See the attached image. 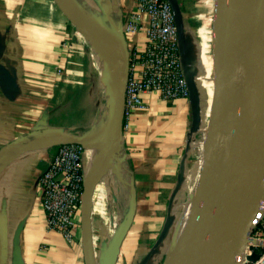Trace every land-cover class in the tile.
I'll return each instance as SVG.
<instances>
[{
  "label": "crops",
  "instance_id": "0c3cea01",
  "mask_svg": "<svg viewBox=\"0 0 264 264\" xmlns=\"http://www.w3.org/2000/svg\"><path fill=\"white\" fill-rule=\"evenodd\" d=\"M74 1L92 18L124 30L130 51H145L148 14L141 13V30H125L137 0ZM177 1L184 18L181 54L186 73L197 78L204 103L202 85L212 78L214 90L216 78V0ZM88 40L54 0H0V149L43 135L103 132L110 103L107 94L102 98L104 84L102 76L95 75L97 59ZM63 62L67 69L59 74ZM144 99L145 106L134 112L124 128L117 147L118 167H108L94 189L92 232L98 260L127 215L133 186L137 210L117 264H139L149 252L150 264L162 249L169 255L189 217L200 180L204 139L210 127L194 128L189 98L169 101L153 91L144 94ZM69 100L80 101L79 134L68 131L71 124L64 102ZM201 114V125L206 124L209 116L204 105ZM58 146L14 147L0 156L4 264H86L81 218L74 240L68 241L62 232L48 227L42 205L40 178ZM94 154L91 148L84 152L85 173L93 167ZM165 227L161 244L150 246Z\"/></svg>",
  "mask_w": 264,
  "mask_h": 264
},
{
  "label": "water",
  "instance_id": "95a60500",
  "mask_svg": "<svg viewBox=\"0 0 264 264\" xmlns=\"http://www.w3.org/2000/svg\"><path fill=\"white\" fill-rule=\"evenodd\" d=\"M168 1L175 15L181 49L185 37L183 12L177 0ZM54 2L83 36L90 41L102 39L89 27L90 19H96L85 13L78 3L74 0ZM216 7V78L210 131L205 137L200 180L189 217L164 264H240V255L250 241L249 231L254 219L264 211V0H256L255 4L251 0H216ZM100 23L115 37L116 64L110 116L103 132L93 136L50 134L29 142H12L0 149V156L14 147L39 144L76 143L87 148L94 142L103 144L102 153L108 157V162L101 172L91 168L83 183L82 241L86 264H117L122 242L135 218L136 188L132 187L130 208L102 260H98L95 252L92 210L95 186L101 174L114 164L115 150L123 137L130 50L124 30ZM186 77L193 125L199 129L203 102L195 76L186 73ZM166 234L167 227L155 247ZM257 256L255 253L249 259L255 260ZM150 257L149 252L139 264H148ZM0 264H4L1 247Z\"/></svg>",
  "mask_w": 264,
  "mask_h": 264
},
{
  "label": "built area",
  "instance_id": "2783aa9c",
  "mask_svg": "<svg viewBox=\"0 0 264 264\" xmlns=\"http://www.w3.org/2000/svg\"><path fill=\"white\" fill-rule=\"evenodd\" d=\"M141 13H147L146 49L141 54L130 51V70L126 87L124 128L138 108L145 106L144 94L158 91L165 100L189 98L190 90L182 60L175 15L168 0H137V9L127 17V32L141 30ZM65 41V44H68ZM66 71L63 62L59 74ZM197 79V78H195ZM81 144H60L40 178L42 205L50 229L74 240V229L80 224L84 172ZM249 243L240 255V264H264V211L254 219ZM258 254L255 260L250 256Z\"/></svg>",
  "mask_w": 264,
  "mask_h": 264
},
{
  "label": "rangeland",
  "instance_id": "374dc122",
  "mask_svg": "<svg viewBox=\"0 0 264 264\" xmlns=\"http://www.w3.org/2000/svg\"><path fill=\"white\" fill-rule=\"evenodd\" d=\"M64 16L68 20H70L65 14H64ZM88 41L90 42L89 43L90 50L95 55V58L97 59V64H96L97 68H96V71H95V75L96 76H100L101 75L102 76V80H103V84H104L103 85V90H101L102 98H104L103 96L106 97V94H107V99L109 100V103H110L114 76L112 77V79H108V80L103 78V73H102L103 65L102 64L104 63V57L100 55V53L97 51L96 47L93 45V43H91L90 39ZM66 42H68V40H66ZM64 44H65V41H64ZM65 45H67V44H65ZM106 45H107V47H111V48H113L115 50L112 42H108ZM65 68L67 69V65L66 64H65ZM64 74H65V71H64ZM211 80H212V78H210L209 82L207 81L208 82L207 84H203L202 85L203 88L205 89V97H206V98H204V110L207 112V114L209 116V118H207V123L200 125V126L205 125L204 129L206 128V125H209V123H210V116H211L210 107H211V102H212V98H213V85H212ZM64 103L67 106V112L69 114L68 118H69V122L71 124V128H69L70 130H68V131H72V132H75V133L79 134L80 132L78 131L79 130L78 127H80V101H78V100H73V101L69 100V101L64 102ZM76 111L78 113L77 116L72 115L73 113L76 114ZM200 134H201L200 137H202L203 133H200ZM204 141H205V139H204ZM91 149L95 152L93 160L95 159V157L98 154L103 152V150L101 148L97 147V146H92ZM119 158H120V156H119L118 151L116 149L115 150V160H114V164H113L112 168H117L118 167V165H119L118 162L120 160ZM156 242L157 241L155 239H152L150 241V246H153V244H155ZM167 257H168V252H166V251H164V249H162V252H160L158 254H154L152 256L150 264H164L166 259H167ZM137 262L138 261H136L135 264Z\"/></svg>",
  "mask_w": 264,
  "mask_h": 264
},
{
  "label": "bare ground",
  "instance_id": "6f19581e",
  "mask_svg": "<svg viewBox=\"0 0 264 264\" xmlns=\"http://www.w3.org/2000/svg\"><path fill=\"white\" fill-rule=\"evenodd\" d=\"M251 2H253L255 4L256 0H251ZM90 22H91V25L89 27L92 30L98 32L101 36L100 38H102L101 40H98L96 38L91 39V42L96 47V49L100 53V55L104 57V63L102 64L103 65V69H102L103 78H105L106 80L112 79V77L115 76V73H116V64L114 61L115 50L111 47H107L105 42H112L113 43L115 41V37L110 35L108 30L100 22L93 20V19H90ZM199 80L204 82L207 80V78L203 79V80L202 79H199ZM203 105H204V103L202 104V107H203ZM90 145L97 146L101 149L104 148V145L101 144L100 142H94V143H91ZM107 162H108V157H106L103 153L98 154L92 162L93 163V167H92L93 171L97 170V171L101 172L102 171L101 169L103 168V166ZM80 216H81V213H80Z\"/></svg>",
  "mask_w": 264,
  "mask_h": 264
}]
</instances>
